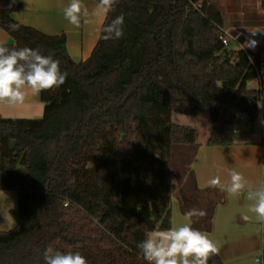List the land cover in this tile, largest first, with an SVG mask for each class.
<instances>
[{
	"label": "trees",
	"instance_id": "obj_1",
	"mask_svg": "<svg viewBox=\"0 0 264 264\" xmlns=\"http://www.w3.org/2000/svg\"><path fill=\"white\" fill-rule=\"evenodd\" d=\"M23 10L19 0L0 9L14 39L4 45L39 48L68 75L41 93L42 119L0 118V188L18 195L15 227L0 230V264H44L48 246L88 264H148L137 245L157 223L172 226L174 178L181 212L203 210L192 227L209 232L225 197L198 187V130L173 123L172 113L208 111L207 144H232L242 116L264 120L262 52L223 43L225 15L214 0H117L103 26L123 15V37L99 38L80 62L65 33L16 20ZM208 264L223 260L215 254Z\"/></svg>",
	"mask_w": 264,
	"mask_h": 264
},
{
	"label": "crops",
	"instance_id": "obj_2",
	"mask_svg": "<svg viewBox=\"0 0 264 264\" xmlns=\"http://www.w3.org/2000/svg\"><path fill=\"white\" fill-rule=\"evenodd\" d=\"M24 4V10L14 13L19 22L33 26L49 35H67V48L72 58L77 61L86 60L96 46L105 17L102 14L92 15L98 4L95 0H83L89 10L87 22L81 23L79 28L70 24L63 15V8L70 0H19ZM6 7V0H0V9ZM14 43L12 36L0 26V44ZM45 113V103L39 96L29 95L24 104L8 106L0 103V118L7 119H42ZM263 118V117H262ZM242 119L248 118L246 115ZM248 126L250 123H248ZM255 125L250 130L236 128L234 142L225 146H211L207 144L209 136L198 140L196 160L192 170L199 188L205 185L212 177L219 175L221 183L230 182L229 172L232 169L240 172L248 181L252 189L264 185V120L262 135H254ZM199 136V135H198ZM199 138V137H198ZM225 201L215 207L211 221V230L206 232L219 245V255L223 264H262L257 258L263 252L264 221L258 219L255 213L249 211L254 203L247 199V189L235 196H229L226 191ZM213 194L211 193V196ZM172 226L185 223L184 213L180 210L179 198L174 195L172 203ZM18 204V195L15 190L0 188V230H10L15 227L11 210ZM192 222V219H191Z\"/></svg>",
	"mask_w": 264,
	"mask_h": 264
},
{
	"label": "clouds",
	"instance_id": "obj_3",
	"mask_svg": "<svg viewBox=\"0 0 264 264\" xmlns=\"http://www.w3.org/2000/svg\"><path fill=\"white\" fill-rule=\"evenodd\" d=\"M117 0H99L92 15L102 14L105 18L114 10ZM89 10L83 0H70L63 8L64 18L79 28L87 22ZM124 16L119 15L102 28L100 39L119 40L124 35ZM9 27L15 31L18 25ZM68 73L60 68L59 59L43 55L39 48L9 47L0 44V103L8 106L24 104L29 92L39 96L43 91L61 87ZM230 182L221 183L219 175L207 181L205 187L219 188L229 196H235L247 189V199L254 201L249 211L264 221V185L252 189L244 176L235 169L230 170ZM203 210L191 209L184 214L185 223L161 229L159 224L146 235L137 247L148 264H208L210 256L219 253V245L209 234L192 227L193 216H205ZM155 222V217H149ZM44 264H88L79 252H60L51 246L43 252Z\"/></svg>",
	"mask_w": 264,
	"mask_h": 264
},
{
	"label": "rangeland",
	"instance_id": "obj_4",
	"mask_svg": "<svg viewBox=\"0 0 264 264\" xmlns=\"http://www.w3.org/2000/svg\"><path fill=\"white\" fill-rule=\"evenodd\" d=\"M214 2L222 9L225 15V27L242 26L245 28H260L264 31V8L262 0H214ZM259 50L263 55L261 80H264V40ZM249 86L256 88L259 86V82L251 83ZM172 122L197 129L199 133L198 140L207 138L214 127V123L212 122L208 111H201L196 117L173 112ZM247 122V119L241 118L237 127L239 129L242 127L243 130H250L252 124L248 126ZM262 124L263 118L260 113L254 122L256 129L254 135L252 136V134H249V137H260L262 135ZM185 179L186 175L183 176V180ZM180 186L181 183L178 182L177 178H174V199L175 196L180 199ZM175 206V202L171 203L173 211Z\"/></svg>",
	"mask_w": 264,
	"mask_h": 264
},
{
	"label": "built area",
	"instance_id": "obj_5",
	"mask_svg": "<svg viewBox=\"0 0 264 264\" xmlns=\"http://www.w3.org/2000/svg\"><path fill=\"white\" fill-rule=\"evenodd\" d=\"M221 38L225 45L233 43L238 45L245 51L256 52L261 48L264 40V31L260 28H245L237 27H223L221 30ZM264 82V80H263ZM264 255V238H263V252L257 260L262 261Z\"/></svg>",
	"mask_w": 264,
	"mask_h": 264
},
{
	"label": "water",
	"instance_id": "obj_6",
	"mask_svg": "<svg viewBox=\"0 0 264 264\" xmlns=\"http://www.w3.org/2000/svg\"><path fill=\"white\" fill-rule=\"evenodd\" d=\"M124 134H122V136H123Z\"/></svg>",
	"mask_w": 264,
	"mask_h": 264
}]
</instances>
